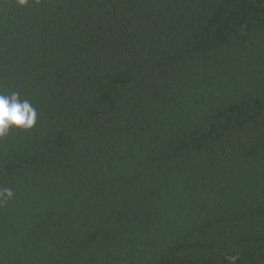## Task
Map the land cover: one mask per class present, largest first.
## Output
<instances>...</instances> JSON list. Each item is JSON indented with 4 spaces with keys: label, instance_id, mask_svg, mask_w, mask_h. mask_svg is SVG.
<instances>
[{
    "label": "trees",
    "instance_id": "obj_1",
    "mask_svg": "<svg viewBox=\"0 0 264 264\" xmlns=\"http://www.w3.org/2000/svg\"><path fill=\"white\" fill-rule=\"evenodd\" d=\"M12 93L0 264H264V0H0Z\"/></svg>",
    "mask_w": 264,
    "mask_h": 264
},
{
    "label": "clouds",
    "instance_id": "obj_2",
    "mask_svg": "<svg viewBox=\"0 0 264 264\" xmlns=\"http://www.w3.org/2000/svg\"><path fill=\"white\" fill-rule=\"evenodd\" d=\"M27 0H19L20 4ZM37 112L29 101L19 99L17 93L11 95L0 94V137L6 135L10 128L30 129L36 123ZM3 195L6 199L11 198L14 193L10 189H4Z\"/></svg>",
    "mask_w": 264,
    "mask_h": 264
}]
</instances>
